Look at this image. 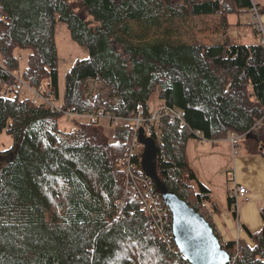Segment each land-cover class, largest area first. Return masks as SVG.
Instances as JSON below:
<instances>
[{"label": "trees", "instance_id": "trees-1", "mask_svg": "<svg viewBox=\"0 0 264 264\" xmlns=\"http://www.w3.org/2000/svg\"><path fill=\"white\" fill-rule=\"evenodd\" d=\"M254 3L0 0V134L13 138L0 150L8 155L0 161V264H191L174 239L162 237L119 163L133 124L117 126L111 140L94 116L100 110L120 118L148 115L156 92L161 103L182 110L184 124L161 119L158 174L212 222L209 211L218 207L190 163L188 143L241 134L243 148L264 157V44L206 41L194 33L185 40L165 23L178 29V21L217 14L225 29L230 14L251 11ZM58 21L89 51L67 73L63 94ZM25 49L31 52L20 72ZM19 79L22 87H43L48 99L21 97ZM88 80L118 102L87 96ZM67 113L92 118L69 131L59 126ZM141 154L133 158L139 166ZM151 190L161 196L154 182ZM228 200L236 203L233 195ZM242 226L250 242L224 240L215 228L231 264H264V225L257 232Z\"/></svg>", "mask_w": 264, "mask_h": 264}, {"label": "rangeland", "instance_id": "rangeland-1", "mask_svg": "<svg viewBox=\"0 0 264 264\" xmlns=\"http://www.w3.org/2000/svg\"><path fill=\"white\" fill-rule=\"evenodd\" d=\"M257 5L260 6L259 4ZM260 8H261V23H262V15L264 11H262L263 8L261 6ZM252 14H254L252 13V11L242 12L239 14L238 13L230 14L229 15L230 18H228L230 25L226 27L225 29L223 28L224 26L222 25L223 20L221 16L217 14L195 18V19H192L189 23H186V22L182 23L181 21H178L176 22V24H174V26L178 29L173 28V23L167 22L165 23V26L166 28H171L174 33L178 32L175 36L181 37L185 40L186 39L190 40L194 33V35H196L197 38H200V39L202 38L203 40H206V41H214V40L221 39L224 37L232 39L230 37V33L232 32L233 28H230V27L232 26V21L237 20V18H239L242 21V23L241 25L240 24H236V25L241 27V29L248 31L250 34L259 35L258 33H255L254 28L256 26L252 22ZM262 27H263V23H262ZM259 31L263 32V28L260 30H257V32ZM263 38H264V35L261 38V40ZM245 41H248V40H245ZM56 42H57V50H58V69H59V80H60L59 84H60L61 94H63L64 89H65V81H66L67 73L70 72L72 67L77 62V60L88 57L89 51H88L87 46L80 45L74 39H72L70 30L67 27V24L62 21H58L56 25ZM239 42H242V41H239ZM30 52H31V49H25L23 51H20L21 53L20 72L24 70V68L26 67L28 55L30 54ZM20 72L17 74H20ZM29 87L30 86L22 87L21 97H27L25 95L32 97L33 93L29 91L28 89ZM44 87H45V82H44ZM84 88H85L87 96L89 97L100 93L104 97L108 98L109 101H111L112 103H117L119 100L117 97L111 95L108 89L103 84L98 82L97 80H88L84 84ZM159 103H160V98H159L158 93L156 92L151 98V105L155 106ZM67 114H68L67 116L64 115L61 117L59 121V126L60 128L67 129L69 131L77 128V124L79 122H87L92 118L91 116L86 115V114L85 115H78L74 113L73 114L67 113ZM94 117L95 119L99 121L100 126L104 128L106 135L111 140L114 137V133H115L117 126L127 124L130 122V120L114 118L109 114L98 113ZM227 139L229 141L225 140L224 138L222 139L224 141H221L220 143L216 145L217 148L221 146L222 150H223V146L226 147L227 150L224 148V151L227 152L228 155L224 156V160H219L216 156L212 157V159L211 158L205 159L203 157H200L202 154H205V155L209 154L211 149L215 147V145L213 144L211 140L193 138L189 142V147H188L190 151L189 154L193 159L192 162L194 165V169L196 170L198 174L201 172V175L207 181L209 187L214 193L215 198L218 200L221 197V193L225 190L224 182H226V179H228V175H226V178H225L224 176L225 173L221 172L223 171L222 170L223 163L232 165L233 156L235 154L238 155L239 153L241 154L244 153L243 147L245 145L243 146V143H242L243 140L240 142V145L239 147H237V149H233V144L231 140L229 138ZM12 143H13V138L11 135L6 133L5 131L0 134V150L8 149L12 145ZM139 148L142 149V146L138 145L137 149ZM198 150H199V153H198ZM134 184L135 185L133 186L138 187L135 182ZM147 184L141 180L139 184L141 185V187L139 188H141L142 190L145 188L146 190L145 185ZM226 184L229 185L230 189L233 187V182L230 180H228ZM190 200L194 201L192 199V196Z\"/></svg>", "mask_w": 264, "mask_h": 264}, {"label": "crops", "instance_id": "crops-1", "mask_svg": "<svg viewBox=\"0 0 264 264\" xmlns=\"http://www.w3.org/2000/svg\"><path fill=\"white\" fill-rule=\"evenodd\" d=\"M254 1L264 9V0ZM241 23L242 21L239 18L232 21V26L230 27L233 28L230 33L232 40L237 42L242 41L244 43H260L261 38L264 35V12L262 15L263 32H257L256 27L254 28L255 33H258L259 35L250 34L248 31H245L236 25H241ZM244 38L248 41H245ZM225 140L229 141L227 138ZM221 141L224 140L220 139L212 141L215 147L211 149L209 154H202L200 157L212 159V157L216 156L219 160H224V156L228 155L227 152L224 151V148L226 149V147L222 145L223 150L221 146L219 148L216 147V145ZM187 151L190 163L194 168L192 162L193 159L189 154V148H187ZM222 170L223 171L221 172L225 173V178L226 175H228V179L224 182L225 190L221 193L219 200L215 198L212 191V200L218 207V209H214L213 205L209 211L212 223L224 240H237L239 238H243L247 242H250L251 240L249 235L243 228L242 224L247 225L252 232L259 231L264 225V219L261 213L262 210H264V157L260 154L248 153V151L244 149V153H239L238 155L235 154L233 156L232 165L223 163ZM197 175L208 185L207 181L201 175V172L199 174L197 173ZM228 180L233 182V187L231 189L229 188V185L226 184ZM240 185H245L247 187L249 198L244 199L242 197H238L237 202L231 206L229 205L228 200L229 194L234 196L235 190ZM234 210L237 211L238 217L234 216Z\"/></svg>", "mask_w": 264, "mask_h": 264}, {"label": "water", "instance_id": "water-1", "mask_svg": "<svg viewBox=\"0 0 264 264\" xmlns=\"http://www.w3.org/2000/svg\"><path fill=\"white\" fill-rule=\"evenodd\" d=\"M139 141L144 146L142 169L155 183L171 210L173 239L180 252L191 264H231L233 256L223 247L213 223L176 191L169 189L160 178L158 145L152 136L145 134L143 127L139 130ZM7 157L0 152V161Z\"/></svg>", "mask_w": 264, "mask_h": 264}, {"label": "built area", "instance_id": "built-area-1", "mask_svg": "<svg viewBox=\"0 0 264 264\" xmlns=\"http://www.w3.org/2000/svg\"><path fill=\"white\" fill-rule=\"evenodd\" d=\"M252 22L255 24L257 30L262 29V23H261V8L256 3H254L252 9ZM261 43L264 44V38L261 40ZM22 85H24V82L19 79L14 87L17 90H21ZM29 91L32 94V101L39 102L41 100L40 98H44L47 100L48 98L44 95V89L42 87L33 88L29 87ZM142 111L140 115L135 116L133 118H121L130 120V122L133 124V129L130 133V139L126 144L125 147V154L122 157V159H119V163H122V167L125 169V172L128 176V179L131 181H134L136 185L138 186V182L141 180L144 181L147 185L146 190L145 188L142 190L141 186H138L139 189V196L141 198L142 206L146 210V212L151 215L155 220V225L157 226V229L160 231L162 237L165 240H169L170 238L173 239V226H172V213L168 205L165 203L163 198L153 192L151 190L153 181L152 179L147 176L142 169L141 166L137 165L138 163L133 160L134 156L139 154V152L143 149V144L139 141V130L141 127L144 128L145 134L147 136H152L157 145L158 142L162 141L163 133L161 130V119L164 118V116L168 115L171 119L178 118L182 124H184L183 120V112L180 109L173 108L172 106H169L164 103H159L155 106H152L150 110L148 111L149 114H145ZM99 113L101 114H109L113 117V114H110V112H105L104 110H100ZM98 114V113H97ZM146 115V116H145ZM114 118H120L117 116H114ZM232 144L233 149H237L239 147L240 142L243 140V135L241 134H231L228 137ZM142 146V149H137V146ZM142 154L140 155V161H142ZM234 196L236 198V202L238 197H242L244 199H248V190L245 185H240L237 187V189L234 192ZM170 247V246H169Z\"/></svg>", "mask_w": 264, "mask_h": 264}]
</instances>
